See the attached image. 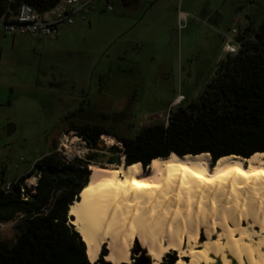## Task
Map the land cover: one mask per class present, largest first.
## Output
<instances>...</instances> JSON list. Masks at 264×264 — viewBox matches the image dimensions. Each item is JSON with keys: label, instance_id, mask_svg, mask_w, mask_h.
<instances>
[{"label": "rangeland", "instance_id": "rangeland-1", "mask_svg": "<svg viewBox=\"0 0 264 264\" xmlns=\"http://www.w3.org/2000/svg\"><path fill=\"white\" fill-rule=\"evenodd\" d=\"M110 1L112 11L96 0L85 22L60 23L54 38L0 33V173L6 181L53 148L63 157L94 153L89 172L91 165L111 164L106 148L120 150V143L99 137L97 149L85 151L78 127L133 137L165 122L178 105L196 99L227 54L236 52L237 34L249 37L243 19L249 17L251 29L264 20V0ZM226 43L237 49L229 52ZM120 163L125 165L122 156L113 164ZM34 178L25 185L35 184ZM18 222L19 216L1 222L0 239L13 243ZM103 252L104 246L89 263ZM134 259L148 262L135 250L128 264Z\"/></svg>", "mask_w": 264, "mask_h": 264}, {"label": "bare ground", "instance_id": "bare-ground-1", "mask_svg": "<svg viewBox=\"0 0 264 264\" xmlns=\"http://www.w3.org/2000/svg\"><path fill=\"white\" fill-rule=\"evenodd\" d=\"M67 216L89 262L104 246L105 264L128 263L133 250L146 264L171 250L173 264H264V151L91 165Z\"/></svg>", "mask_w": 264, "mask_h": 264}, {"label": "trees", "instance_id": "trees-1", "mask_svg": "<svg viewBox=\"0 0 264 264\" xmlns=\"http://www.w3.org/2000/svg\"><path fill=\"white\" fill-rule=\"evenodd\" d=\"M58 1L0 0V12L20 3L41 12ZM244 31L249 37L237 34L238 49L227 54L200 95L185 106L178 105L165 122L144 126L133 137L88 124L76 133L89 149H97L99 137L117 140L120 150L113 145L106 148L109 163L122 156L125 165L139 162L143 167L171 151L208 153L211 163L229 154L247 158L264 151V21ZM94 155L66 160L53 148L13 181L0 173V223L19 216L14 242L0 239V264H90L83 241L68 222L67 208L85 185ZM31 175L37 176L34 187L24 183ZM104 253L95 264H105ZM165 256L158 264H173L174 252ZM132 264L143 261L134 259Z\"/></svg>", "mask_w": 264, "mask_h": 264}, {"label": "built area", "instance_id": "built-area-1", "mask_svg": "<svg viewBox=\"0 0 264 264\" xmlns=\"http://www.w3.org/2000/svg\"><path fill=\"white\" fill-rule=\"evenodd\" d=\"M96 0H59L54 6L43 10L41 12L35 10L33 6L28 3H20L14 9L7 7L5 10L0 12V29L4 34L22 35L28 34L32 36H44L47 38H54L58 32V25L60 23H65L71 25L74 23L75 19L80 22H85L87 14L94 9V2ZM104 10L111 11L113 9V4L110 0H105ZM183 17V13H180ZM229 52H234L235 47L232 44L226 46ZM64 140L60 143L64 151L67 147L63 146V142H66V135ZM83 141V139H82ZM83 146L85 151L89 148L83 141ZM57 151L64 155L60 147ZM66 160H71L73 158H81L79 154L64 157ZM83 159V158H81ZM34 179H37L35 176ZM10 183L6 182L4 188L8 189ZM35 184L28 185V187H34Z\"/></svg>", "mask_w": 264, "mask_h": 264}, {"label": "crops", "instance_id": "crops-1", "mask_svg": "<svg viewBox=\"0 0 264 264\" xmlns=\"http://www.w3.org/2000/svg\"><path fill=\"white\" fill-rule=\"evenodd\" d=\"M119 1H121V3L122 4H124V5H126V4H128V3H131L133 0H119ZM113 10V9H112ZM111 10V11H112ZM181 13H183V12H181ZM184 14V13H183ZM264 21V20H263ZM242 25H244L243 26V31L244 30H249V28L251 27L250 26V23H249V17H245V19H243V21H242ZM255 29V28H254ZM0 33L1 34H3V35H5L3 32H2V30L0 29ZM236 34H237V32H236ZM23 35V34H22ZM14 36H16V35H13L12 37H14ZM30 37H32V38H38L39 36H32V35H30ZM229 40H231V39H233V38H231V37H229L228 38ZM229 44H232L236 49H237V47H236V45H234L233 43H226V45H225V47L227 46V45H229ZM227 48V47H226ZM0 95L1 96H3L4 95V90L1 88L0 89ZM21 174H23V173H21ZM20 174V175H21Z\"/></svg>", "mask_w": 264, "mask_h": 264}, {"label": "water", "instance_id": "water-1", "mask_svg": "<svg viewBox=\"0 0 264 264\" xmlns=\"http://www.w3.org/2000/svg\"><path fill=\"white\" fill-rule=\"evenodd\" d=\"M68 217H69V216H68ZM68 220H70V218H69Z\"/></svg>", "mask_w": 264, "mask_h": 264}]
</instances>
